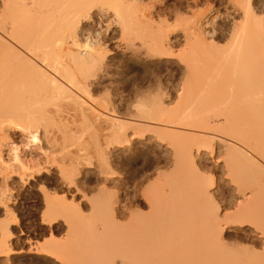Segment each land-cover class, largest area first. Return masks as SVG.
<instances>
[{
	"label": "bare ground",
	"instance_id": "6f19581e",
	"mask_svg": "<svg viewBox=\"0 0 264 264\" xmlns=\"http://www.w3.org/2000/svg\"><path fill=\"white\" fill-rule=\"evenodd\" d=\"M198 2H187L184 16L156 21L143 0H0V258L24 253L13 242L28 234L15 224L6 186L15 177L22 192L41 196V225L51 244L40 251L63 264L94 262V252L66 259L67 246L61 250L52 235L59 218L65 225L71 218L75 229L83 224V201H90L93 219L100 211L105 223L109 216L130 218L116 230L126 254L103 264H264V0H217L205 14ZM112 18L132 56L145 51L159 64L178 60L185 85L176 107H166L165 93L160 99L138 91L135 114L125 118L107 109L113 102L106 92L110 102L97 100L111 65L90 31L99 26L106 34L100 25L107 22L108 33ZM141 130L171 152L174 166L168 175L160 170L157 180L148 174L131 182L143 188L146 212L135 204L136 192L130 204L120 198L128 178L115 174L110 156L114 144L136 150ZM220 157L233 188L227 196L204 173ZM87 166L101 178L93 199Z\"/></svg>",
	"mask_w": 264,
	"mask_h": 264
},
{
	"label": "rangeland",
	"instance_id": "374dc122",
	"mask_svg": "<svg viewBox=\"0 0 264 264\" xmlns=\"http://www.w3.org/2000/svg\"><path fill=\"white\" fill-rule=\"evenodd\" d=\"M216 1L217 0H200V2H198L200 11L202 12V9L204 10V8L207 7L208 4L215 6V4L217 3ZM229 1L230 0H218V2L221 3L222 5L229 3ZM143 2L144 3L146 2L145 5L147 4L148 9L150 10L151 13H153L152 17L154 18V20H156V19L162 20L165 17L169 18L168 15L170 16L173 14L174 15L179 14L181 16H184V14L186 13L185 11H187V7H188L187 5H189L187 2L190 3V0L189 1L188 0H150V1L149 0H146V1L143 0ZM147 2H149V3H147ZM144 3H143V5H144ZM143 5H141V6H143ZM201 6H202V9H201ZM206 10L207 9L205 8L204 12H202V13L205 14ZM112 20L114 22L112 23V21H111L110 26H113V27H112V29H109L108 33L106 32V30H105L106 28L104 26H106L105 24H107V27H108L109 23L104 22L103 24L100 25V26H103L102 31H105V32H101V33L102 34L106 33L104 35H106L107 38L104 35H101L98 33V32H100V28L98 25H97L98 27L96 26L97 29L93 30L94 31L93 33H92V31H90L91 34H93V35H91V37L94 38L93 42H96V45H95V43H93V45L96 47H99V48L101 46L102 50H104V49L106 50V51L104 50L106 53V61H109L110 65H111L110 66V76H109L110 79L106 78V82L102 85V87L104 86L103 89H105V90L103 91V89L100 87V90H98V92H95V94H96L95 97L97 98V100L99 98H101L102 99L101 102L103 104L105 102L104 100L108 101V99H106V98H108L107 96H109L113 102L112 103L113 106L111 105V102H110L111 100L109 99L108 102H110V103H108L109 108L107 107V109L111 112L114 110V112H116V113L118 112V114L122 113L121 115L125 116V118H131V115L135 114V109H133V106L137 101L138 91H139V94H142L141 92H143L144 95L145 94L147 95L149 93L148 95L150 97L147 96L148 98H151V96L152 97L161 96V98L158 97L160 99L165 97V99H162V100L164 102H166L165 103L167 105L166 107H168L169 110H170V108H173L175 105L177 106L178 101H179L178 95L182 93L181 89H183L184 85H185V83L183 82L184 77H182L183 76V74H182L183 73L182 72L183 67L178 63V60L177 59L163 60V62L161 64H159L156 62V60L149 59V57L144 53L145 51L144 52L141 51V52H143V54L140 53V55L138 54L136 56H132L128 51H125V48H124V47H126V44H123V43H126L125 41H127V40H125V37H123L122 33L117 28H115L116 26H118L117 21L114 20L113 18H112ZM172 29L173 30L175 29L174 33H172L173 32ZM172 29L170 28V31L172 34H174L175 38H177L179 36L181 37L182 34L180 33L181 32L180 29H178V28L176 29L175 27ZM176 30H179L180 32L176 31ZM176 33L179 35H175ZM123 39H124V41H122ZM100 41H101V43H100ZM118 42H120L122 44L121 45L119 43L120 44L119 48L116 47ZM177 42L178 41L173 43L174 47H176V50L182 49L183 46H181V43H177ZM177 47H178V49H177ZM122 48L124 50H122ZM110 81H112V82L110 83ZM108 82L110 83L109 85H107ZM105 85H107V87L109 86L108 90L111 93L106 91L107 87ZM117 87H118V89H117ZM159 88L160 89L162 88L161 89L162 91ZM105 92H106V94H105L106 98L103 96V94ZM118 92H120V93H118ZM159 92H160V94L165 93L164 94L165 96L159 95ZM117 93H118V95H117ZM101 99H99V100H101ZM114 102H116V103H114ZM105 104L108 105L107 103H105ZM105 104L103 105L104 108L106 106ZM110 105H111V107H110ZM110 108L111 109L113 108V109L111 110ZM133 131H134L133 128H128V132L132 133ZM139 133L142 134L143 136H141ZM138 134H139L138 137L140 136L139 137L140 139L136 143V148H137L136 150L128 151L126 149V146L123 147L124 149H122L121 147L114 144L111 146V148H112L111 154L112 153L113 154L112 155L110 154V156L114 157V158H112L113 160L114 159L116 160V161L114 160L115 164L113 167L114 168L113 171L116 172L115 174H117L118 176L122 174V176L128 178L129 184L127 183L125 185H122L124 187L123 188L121 187L123 190H121L119 193L120 198L122 197L121 199H123V201L126 199L125 200L126 203L130 204L131 202H129L130 201L129 199L131 197L133 198V196H134V194L132 192H136L135 195L137 194L138 198L136 199L137 202L135 204L142 206V208L144 210L143 212H146L147 209H146V205L143 203L144 201L142 199H139V196H141L143 188L138 187L137 188L138 190H137V189H135V187H133L135 185L133 183H134V181L135 182L136 181L139 182V180L142 181V178L143 177L145 178V176L147 177L148 174H150L151 181H153L152 180L153 178L155 180H157L156 179V178H158L157 173L162 174L163 172L164 173L166 172L167 173V174L165 173L166 175H168V173L170 174V172H172V170L174 168L173 162H172L173 156H172L170 151L167 152V149L165 146L161 147L159 144H157L156 142L153 141V134H151L150 131L141 130L138 132ZM133 153H135V154H133ZM55 154H57V153H55ZM57 156H59V155L57 154ZM222 159L223 158L220 157V161L216 164H214L213 161H211L208 164H205V165H207L206 166L207 168L204 170V173L206 176H208L207 177L208 179H211L213 177L212 179H214V183H215L214 187H216L217 189L221 188L223 194L225 196H227V194L229 192H233V188L229 185V180L227 178H225L226 177V175H225L226 171L223 168ZM215 165H217V166H215ZM158 166H160V167H158ZM84 168L85 169H83V171L85 172V174L86 173L89 174L88 175V178H89L88 183L86 184L87 185L86 187L89 188V189H87V191H89V193L87 192L89 194L88 198H92V199L97 198V195L99 194L98 189H100V186H101V178L99 177L100 175H99L98 171L96 172V170H98V169H93V167H91V166H87ZM160 170H162L163 172H161ZM117 175H116V177H117ZM140 176H142L141 179L139 178ZM155 176H157V177H155ZM133 177L135 179L138 178V180L132 179ZM8 179H7L8 181L6 180V182H7L6 186H7V189L9 190V193L12 196L11 202H13L14 213H15L16 218L18 219V224H17V221H16V223L15 222H13V223H15L21 229L23 228V230H26L28 232V234H27V237L24 238V241L21 240L20 242H18L15 239V241L13 242L14 249L15 250H22V248H23L22 251H24V253H20L19 255L18 254L11 255L8 259L9 261L7 260V262H6V260L4 261V259L0 258V264H3V263L4 264H60V263L63 264L62 262H60V260H57V259L55 260V258L53 259L52 257L44 255V253H42L40 251V250H43V249H41V247L46 248L49 244H51V243H49V241L51 240L50 234L47 232V229L41 225V221H42L41 219H43L44 214H46L44 212L45 211L44 206L40 202L41 196L39 194H35L33 192H29V193L27 191L22 192L20 183L17 180V178L12 177V178H8ZM11 179H12V181H11ZM1 181H0V183H1ZM131 182H133V183H131ZM97 183L100 186L97 185ZM146 184H148V183H146ZM143 186H146L145 183ZM126 187L128 188V190ZM214 187H212V188H214ZM10 188H11V190H10ZM130 189H132V190L134 189L135 191L134 190L131 191ZM110 190H112V191L114 190V192H117V189L115 187L110 189ZM124 190H125V192H124ZM126 190H127V192H126ZM140 190H141V192H140ZM72 191L74 192V191H76V189L74 188V189H72ZM97 191H98V193H97ZM212 192H214V189ZM124 193H126V195ZM81 194L76 197V198H78V200H80ZM61 196H60V198H61ZM69 196H70V194H69ZM138 200H140V201H138ZM89 202L87 203V201L86 202L83 201L80 203V209L85 214V215L83 214V218H85V220H84V222L82 221L83 222L82 225L77 226V224L80 223L78 220L79 223H77L75 225L76 229L73 228V225L75 223L72 224L74 221L71 220V218H69L68 222L67 221L66 222L70 223L71 227L69 226V224H68V226L71 228V230L67 231V229H68L67 223L65 225L64 224L65 221L61 220V218H59L58 223L52 226V232H53L52 235L54 237V238L53 237L52 238L56 239L54 241L57 242L58 244L61 243L60 249L64 245L67 246L66 247L67 249L65 251L66 259L68 258V256H67L68 254H69V256L72 255V256H76V257L79 253H82V254H80L82 256L83 255L86 256L87 253H92V252H94L93 255L98 254V259H96V258L94 259L95 255L93 256V261H94L93 263H91L92 258L88 257V259H86L84 262H82V264H84L85 262H88L89 264H103L106 259L114 257V256H116V258L120 259L123 255L126 254V249H125L124 244L121 241L120 235H118L116 232L117 224H118V226H120V225L128 226L130 223V218L127 217L124 220H120L116 216H113V217L109 216L108 222L105 223L107 221L108 216L105 214V212L100 211L97 218L93 219L92 216L90 215L91 212L89 210L90 209ZM42 213H44V214L42 215ZM69 220H71V221L69 222ZM80 220H83V219H80ZM79 226H81V227H79ZM13 228L15 229L16 227H13ZM96 229H102V230L97 232ZM94 230H95V232H92ZM88 231L95 233V234L92 237H88L86 235L87 234L86 232H88ZM30 240H31V242H30ZM46 244H48V245L45 247ZM68 247H69V249H68ZM37 248H38V250H37ZM25 250H26V252H25ZM67 250H68V252H67ZM63 253H64V251H63ZM72 256H70V257H72ZM73 259H75V258L73 257ZM88 263H86V264H88Z\"/></svg>",
	"mask_w": 264,
	"mask_h": 264
}]
</instances>
